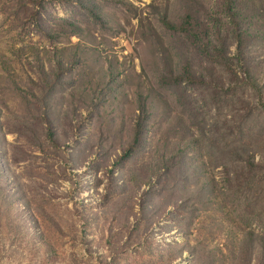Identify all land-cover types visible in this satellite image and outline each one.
I'll list each match as a JSON object with an SVG mask.
<instances>
[{"label": "rangeland", "instance_id": "374dc122", "mask_svg": "<svg viewBox=\"0 0 264 264\" xmlns=\"http://www.w3.org/2000/svg\"><path fill=\"white\" fill-rule=\"evenodd\" d=\"M167 13L182 1L0 0V264H261L264 226L208 139L231 115L181 79L193 52Z\"/></svg>", "mask_w": 264, "mask_h": 264}, {"label": "trees", "instance_id": "16d2710c", "mask_svg": "<svg viewBox=\"0 0 264 264\" xmlns=\"http://www.w3.org/2000/svg\"><path fill=\"white\" fill-rule=\"evenodd\" d=\"M181 1L183 14L179 23L170 20L168 13L161 17L163 25L183 37V45L193 52L181 79L210 93V101L204 100L203 109L219 111L220 104L228 109L231 117L223 127L215 124L208 139L223 161L229 191L239 194L243 211L264 226V129L254 111L259 103L264 106V56L251 50L255 41H264L260 30L264 22L257 17L264 9L258 12L249 8L258 0H216L217 11L209 20L199 0ZM247 9L252 10L250 15ZM139 99L141 115L137 117L135 144L148 120L147 101ZM256 121L258 130L253 125ZM222 144L224 147H220ZM257 150L262 152L260 161L256 160ZM248 241L251 255L258 253L257 262L264 264V234H256Z\"/></svg>", "mask_w": 264, "mask_h": 264}]
</instances>
